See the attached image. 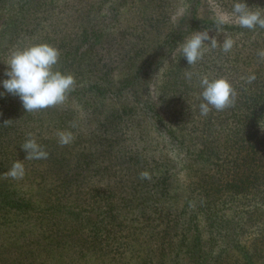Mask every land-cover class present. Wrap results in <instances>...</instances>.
<instances>
[{
  "label": "rangeland",
  "instance_id": "obj_1",
  "mask_svg": "<svg viewBox=\"0 0 264 264\" xmlns=\"http://www.w3.org/2000/svg\"><path fill=\"white\" fill-rule=\"evenodd\" d=\"M150 1L153 5L158 0ZM161 1L169 19H162L160 11L144 5L145 0H0V33L7 7L24 5L25 9L17 35L4 43L0 34V81L7 79L4 73L12 52L47 43L60 52L54 71L71 73L81 88L98 82L104 91L101 94L90 90L79 96L69 93L62 105L29 113L19 97L8 94L0 84V92L4 93L0 96V190L23 194L33 208L16 212L0 207V264H113L109 252L89 242L94 232L83 226L91 225L79 224L78 218L71 215L58 214V208L80 213L86 220L95 216L101 219L102 235H111L107 231L111 226L123 234L137 221L156 216L151 210L155 202L142 207L131 205L137 202L132 198L134 175L125 164L118 163L124 152L138 154L147 143L171 158L178 172L171 190L182 200L189 177L186 170L192 172L199 167L189 159L179 160L173 147L160 148L162 131L155 128L156 120L173 128L183 122L187 128L203 125L200 134L187 136L192 142L205 137L208 123L234 127L239 122L229 110L213 109L206 117L201 116L198 96L202 89L199 80H193L205 75L209 79L224 77L235 89L241 88L244 78L257 68V63L251 65L247 57L258 58L255 32L241 36L235 18L218 25L217 16L231 14L233 5L225 0H207L208 9L200 14L211 22L176 38L155 67H146L186 6L185 0ZM157 22L163 23L158 29ZM203 30L216 36L221 46L205 52L195 65H188L179 46L195 31ZM227 37L234 39L235 45L224 53L222 42ZM225 65L236 72L226 73ZM177 72L176 77L184 82L181 87L174 82ZM185 72L193 73L190 81ZM139 74L146 85V89L138 91L139 97L127 91L118 97V89ZM6 120H10L7 126L3 124ZM103 126L106 130L100 135L99 128ZM59 131L71 132L73 141L61 146ZM29 133L48 152L47 159L25 158L21 145ZM96 134L103 139L90 141ZM17 160L23 163L25 175L14 180L8 170ZM46 219H50L47 224Z\"/></svg>",
  "mask_w": 264,
  "mask_h": 264
},
{
  "label": "trees",
  "instance_id": "obj_2",
  "mask_svg": "<svg viewBox=\"0 0 264 264\" xmlns=\"http://www.w3.org/2000/svg\"><path fill=\"white\" fill-rule=\"evenodd\" d=\"M185 1L182 17L172 25L166 41L150 57L146 67H155L166 54L165 49L169 50L176 38L190 30L206 27L205 24L211 22L200 14L208 9L207 0ZM225 1L231 5L243 2ZM244 2L251 10L264 13V0ZM163 3L158 0L152 5L151 1L145 0L144 5L160 11L162 19H169L170 14L167 13L168 9L163 8ZM24 15V5L6 8L1 31L4 43H9L21 30ZM157 23V29L163 25ZM237 29L241 36L255 32L257 55L264 45V29L259 26L253 30L242 27ZM247 57L251 65L257 63L253 72L256 79L252 83L244 79L241 88L235 89V106L225 109L233 112L239 121L237 125L230 127L208 123L205 137L192 142L187 136L200 134L203 125L187 128L186 122H183V125L178 124L173 128L164 125L161 119L155 121L157 131H162L160 148L165 145L173 147L177 149L176 157L179 156V160L189 159L199 165L192 172L186 170L189 177L184 186L183 200L177 198L171 190L178 175L173 169V160L162 152L154 151V144L150 146L146 143L137 151L138 154L124 152L118 163L125 164L127 171L134 175L135 196L132 198L137 202L131 205L142 207L148 202H155L151 209L156 214L154 218L137 221L123 234L111 226L107 230L111 235L105 236L102 235L103 222L96 216L86 220L80 213L71 214L70 211L64 212L61 207L58 208V214L71 215L78 218L77 223L87 222L91 225L83 226L94 232L89 242L98 243L105 250L104 253L109 252L113 264H264V60ZM225 72L234 74L236 69L225 65ZM176 76H179L178 72L174 82L181 87L184 82ZM196 80L199 77L193 81ZM143 82L139 74L118 89L121 91L118 97L125 91L139 97L138 91L146 89ZM79 88L75 86L70 93H75V96L90 90L104 93L98 82L89 83L81 88L83 91ZM147 105L151 109V104ZM213 126L215 129H212ZM105 127L99 128L102 130L99 131L100 135L105 133ZM103 137L96 134L90 141L102 140ZM82 140L83 137L79 143ZM132 142L138 143L137 140ZM142 171H147L151 179H140ZM0 207L14 209L16 212L33 210L23 194L7 190H0ZM49 220H45L46 224ZM149 228L151 230L147 231Z\"/></svg>",
  "mask_w": 264,
  "mask_h": 264
},
{
  "label": "clouds",
  "instance_id": "obj_3",
  "mask_svg": "<svg viewBox=\"0 0 264 264\" xmlns=\"http://www.w3.org/2000/svg\"><path fill=\"white\" fill-rule=\"evenodd\" d=\"M233 18L242 28L253 30L259 26L264 29V13L251 10L244 0L234 3L231 14L224 13L217 16L216 23L224 25L230 23ZM206 41L209 43H205ZM234 45V39L227 37L222 42V51L229 53ZM220 46L221 43H218L216 36H210L208 30L195 31L179 46V52L188 65H195L203 58L205 52ZM257 55L264 60V50L258 51ZM59 57V50L47 43L16 50L12 52L6 63L4 74L7 79L0 81V84L8 94L19 97L26 112L33 113L62 105L68 94L74 91L76 80L71 73L53 70ZM192 76V72H185L187 80L190 81ZM244 79L247 83H252L256 76L253 73ZM199 83L202 89L198 96V99H201L199 104L201 116L206 117L213 109L223 111L234 106L237 92L226 78L209 79L205 75L199 78ZM3 95L4 93L0 92V96ZM9 122L10 120H6L3 124L7 126ZM28 137L21 145L26 152L25 158L47 159L48 152L37 143L34 135L29 133ZM57 137L61 146L69 145L74 139L69 131H59ZM24 175L25 168L19 160L15 161L8 170V176L14 180L23 179ZM139 176L140 179H151L147 171H142Z\"/></svg>",
  "mask_w": 264,
  "mask_h": 264
}]
</instances>
